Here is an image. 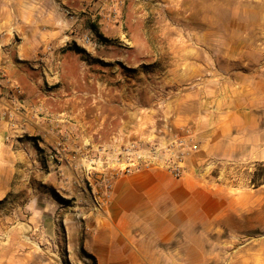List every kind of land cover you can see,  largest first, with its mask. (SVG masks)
<instances>
[{
  "label": "crops",
  "instance_id": "1",
  "mask_svg": "<svg viewBox=\"0 0 264 264\" xmlns=\"http://www.w3.org/2000/svg\"><path fill=\"white\" fill-rule=\"evenodd\" d=\"M93 2L0 0V200L10 193L16 178L20 188L27 185L23 181L48 183L50 190L74 204L82 199L91 207L90 199L95 197L104 204L101 216L84 222L86 231L76 230L86 254L99 264H164L175 258L169 246L180 237L199 238L201 229L215 227L227 215L228 209L219 203L223 195L198 170L213 159H229L238 150H249L250 136L261 132L253 113L260 92L254 91L245 102H232L235 113L229 123L228 115L222 114L215 126L210 122L212 102H203L200 94L168 99L160 108L161 121L177 135H184L187 126L196 128L200 141L199 150L184 159V176L178 179L163 167L146 168L114 180L108 195L101 187L92 195L82 187L89 184L79 172V149L146 144L157 137L151 95L138 92L137 77L126 74V81L113 83L104 69L74 46L86 33L96 37L98 47L105 44L100 41L103 36H126L123 24L93 23ZM69 13L78 18L71 19ZM89 23L94 28L86 29ZM139 44L143 51L132 57L128 49L116 46V59L127 67L141 65V56H147L149 49L144 40L139 39ZM96 54L100 59L106 56L102 50ZM15 86L22 89L21 95H16ZM165 126L162 131L167 136ZM57 144L63 146L71 166L58 170L48 162L47 155ZM251 151L260 156L262 149ZM44 159L49 168L39 166ZM42 192L37 191L38 196ZM238 255L242 264L256 260L249 254H237L232 260L238 261ZM215 257L204 253L199 261Z\"/></svg>",
  "mask_w": 264,
  "mask_h": 264
},
{
  "label": "rangeland",
  "instance_id": "2",
  "mask_svg": "<svg viewBox=\"0 0 264 264\" xmlns=\"http://www.w3.org/2000/svg\"><path fill=\"white\" fill-rule=\"evenodd\" d=\"M124 3L125 37L103 36L100 41L105 44L95 50L76 45L90 62L104 69L106 79L115 80L113 83L126 81V74L137 77L138 92L151 95L157 135L153 141L166 137L160 108L168 99L200 94L203 102H212L210 122L215 126L222 114L228 115L229 123L235 113L232 102H245L254 91L260 92L259 100L254 99L258 109L254 108L253 113L259 118L261 132L250 136L249 150H238L229 159H213L198 170L204 171L223 195L219 203L228 209L227 215L220 217L215 227L206 225L201 229L199 238L180 237L177 244L169 246L175 258L164 260V264H242L240 255L238 261L232 260L237 254L253 255L256 260L251 264H264V0ZM88 25L86 29L94 28L92 23ZM139 39L149 49L147 56H141L144 63L127 67V63L116 59V46L128 49L131 57L141 51ZM98 50L106 52L104 59L98 57ZM113 124L117 126V122ZM165 128L173 133L170 125ZM185 129L182 136L192 134L198 145L189 154L195 153L200 146L196 128ZM251 148L262 149L260 156L252 154ZM48 162L44 159L39 166L49 168ZM52 164L58 170L66 166ZM22 183L27 185L20 188L22 184L16 178L10 193L0 200V264H99L82 250L76 230L86 231L82 224L101 216L103 202L92 197L91 207L82 199L74 204L39 179ZM88 184L82 187L92 195L99 187L103 190L97 175ZM39 190L44 191L40 196ZM204 253L217 254L216 260L199 261Z\"/></svg>",
  "mask_w": 264,
  "mask_h": 264
},
{
  "label": "built area",
  "instance_id": "3",
  "mask_svg": "<svg viewBox=\"0 0 264 264\" xmlns=\"http://www.w3.org/2000/svg\"><path fill=\"white\" fill-rule=\"evenodd\" d=\"M125 0H94L93 23L99 26L119 25L123 22V8ZM71 19L76 20L77 14L69 13ZM80 45L85 49L95 50L98 40L93 34L86 33L79 37ZM17 96L22 94V89L15 86ZM11 116V115H10ZM16 122L11 120V127L16 128ZM192 134L186 136L171 133L158 141L132 142L122 146H100L95 150L79 149V170L86 175L88 181L95 175L99 177L104 194L111 192L113 181L123 175H131L142 169L163 167L174 177L180 179L185 174L184 159L189 152L196 151L198 145L193 142ZM48 159L55 162L58 167L71 166L70 159L64 149L56 145L48 155ZM100 208V202H97Z\"/></svg>",
  "mask_w": 264,
  "mask_h": 264
},
{
  "label": "trees",
  "instance_id": "4",
  "mask_svg": "<svg viewBox=\"0 0 264 264\" xmlns=\"http://www.w3.org/2000/svg\"><path fill=\"white\" fill-rule=\"evenodd\" d=\"M74 46L76 47V49H77L78 51H83V50L80 49L76 44H74Z\"/></svg>",
  "mask_w": 264,
  "mask_h": 264
}]
</instances>
